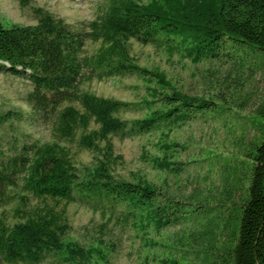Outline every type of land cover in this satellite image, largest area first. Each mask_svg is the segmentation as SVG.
<instances>
[{"label":"trees","instance_id":"16d2710c","mask_svg":"<svg viewBox=\"0 0 264 264\" xmlns=\"http://www.w3.org/2000/svg\"><path fill=\"white\" fill-rule=\"evenodd\" d=\"M29 1L18 0L21 6ZM34 13L33 26L0 23V63L6 65L0 69L30 82L28 105L49 121L52 140L23 146L19 155L0 160L1 261L37 264L44 255L61 251L69 260L82 259V249L63 242L70 230L67 206L96 199L111 207L121 205L128 217L144 212V218L158 226L187 219L188 212L202 214L206 206L214 211L210 215L215 229L224 238L219 247L216 238L211 243L209 239L213 264H264V126L263 139L251 155L247 192L238 196V206L219 191L204 199L208 203L193 196V202L183 205L154 186L116 176L113 168L121 157L114 153L112 139L149 133L161 122L191 120L210 99L174 89L166 94L151 90L153 97L160 94L159 107L151 109L157 102L145 100L148 114L128 126L118 116L125 103L81 89L86 69L99 78L147 74L167 85L162 76L137 65L130 55L132 41L165 45L169 51L178 40L196 61L235 44L264 50V0H100L84 33L72 31L44 10ZM86 41L100 44L93 57L83 55ZM73 143L91 154L92 167H76ZM227 202L233 209H226L224 219L219 207ZM10 204L15 206L12 222L3 217ZM173 208L176 211L170 212Z\"/></svg>","mask_w":264,"mask_h":264},{"label":"rangeland","instance_id":"374dc122","mask_svg":"<svg viewBox=\"0 0 264 264\" xmlns=\"http://www.w3.org/2000/svg\"><path fill=\"white\" fill-rule=\"evenodd\" d=\"M99 1L30 0L21 6L18 0H0V23L33 26L34 10L40 9L72 31L84 33ZM177 42L169 51L165 45L130 43V55L137 65L162 76L167 85L147 74L99 78L86 69L81 89L125 103L118 116L128 126L148 114L145 100L157 102L151 109L159 107L160 94L153 97L151 90L166 94L174 89L182 95L209 98L211 104L196 110L191 120L161 122L149 133L114 137V153L121 160L113 173L125 181L154 186L183 205L193 202V196L208 203L204 199L219 191L238 206V196L246 194L250 182L251 155L263 139L264 50L235 44L214 50L215 57L196 61ZM99 46L86 41L83 55L93 57ZM31 90L25 77L0 69V160L19 155L23 146L52 140L49 121L28 105ZM71 150L79 170L92 167L90 153L76 143ZM228 202L219 207L224 219L226 209L232 208ZM14 207L10 204L4 210L3 217L10 222L16 219ZM201 212H188L187 219L158 226L146 220L144 212L132 218L121 205L78 200L67 206L70 230L63 242L79 247L85 256L69 260L66 251H61L44 255L37 264H213L209 239L211 243L216 238L219 247L224 238L215 229L210 215L214 211L204 206ZM0 264L7 263L0 259Z\"/></svg>","mask_w":264,"mask_h":264}]
</instances>
